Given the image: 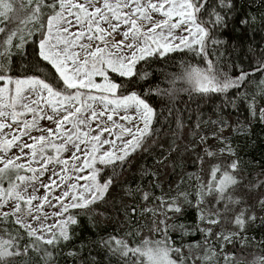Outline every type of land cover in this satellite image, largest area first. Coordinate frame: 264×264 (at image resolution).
<instances>
[{
  "label": "snow or ice",
  "instance_id": "snow-or-ice-1",
  "mask_svg": "<svg viewBox=\"0 0 264 264\" xmlns=\"http://www.w3.org/2000/svg\"><path fill=\"white\" fill-rule=\"evenodd\" d=\"M233 22L264 25V0H0V264H99L84 241L65 251L80 217L98 214L94 205L131 158L148 153L165 129L175 152L193 119L185 148H199L195 163L202 170L209 162L208 179L185 173L165 192L158 174L142 168L147 186L124 188L140 201L126 210L129 231L99 244L117 264H264V254L248 262L236 251L250 244L248 229L264 225V194L253 204L234 196L245 176L229 134H246L252 120L264 124V46L247 48L250 71H224L229 53L217 33ZM186 51L203 65L186 63L168 88L134 90L150 77V59ZM180 93L218 98L215 118L177 108ZM153 96L172 103L157 109ZM241 107L251 119H240ZM254 179L245 188L264 190V179ZM137 216L150 217L156 238L130 242L141 235Z\"/></svg>",
  "mask_w": 264,
  "mask_h": 264
},
{
  "label": "trees",
  "instance_id": "trees-1",
  "mask_svg": "<svg viewBox=\"0 0 264 264\" xmlns=\"http://www.w3.org/2000/svg\"><path fill=\"white\" fill-rule=\"evenodd\" d=\"M244 0H241V5ZM217 36L226 41L224 49L229 53L226 61L222 60L221 63H227L229 67H224V71L229 72L231 75H238L239 69L237 65L243 68L245 71L251 70L253 57L247 52V48L264 46V25L257 23L252 28L247 30L241 28L236 23H230L227 29H224L217 33ZM33 50L32 45L26 46V52L31 53ZM32 57L26 55L24 57L17 56L14 58V63H25ZM144 62H141L143 64ZM186 63L203 65V60L199 56L193 55L191 52H174L161 59H150L148 64L145 65V70L151 73L150 77L146 81L139 82L135 89L136 91H143L146 87L168 88L169 82L175 76H179L183 73ZM138 69L140 65H137ZM259 78V74H257ZM177 88L189 87L184 82L178 81ZM252 85L249 86V91L253 90ZM149 102L156 107L167 108L172 103L167 97H151ZM219 103V99L213 97L211 99L207 97H201L196 93H192L191 97L187 93H180L177 96L176 107L180 109L190 110L193 118L200 116L203 119L209 117L215 118L214 111L216 105ZM245 117H248L247 111L241 107L240 119L243 121ZM231 120L236 119V114L233 113L230 117ZM251 119V117H248ZM187 122L183 136L181 140H177L176 143L179 148L172 151V131L171 129H165L164 134L158 139L155 145H152L148 153L140 152L132 157V163L128 169L121 175L118 182L110 190L106 199L96 205H94L98 214L90 216H81L80 223L76 231L78 236L75 240L71 241L68 247H75L85 242V255L90 250L92 257H95L99 264H117L115 258L106 255V250L102 249L99 242L101 238L109 235L123 236L129 231V222L126 221V210L135 204H139V197H135L133 200L130 197L124 195V188L126 185L135 187L137 183H144L147 186V180L141 176V169L148 167L152 171L156 172L159 177V182L162 185L163 191H168L169 185H175L180 180L181 176L185 173H199L207 180L209 172V162L203 165L201 170L200 166L195 163L196 156L199 153V148L192 151L191 148H185V145H191L193 138L190 136L192 130V123ZM174 127V125H173ZM205 131H212L211 127L205 129ZM233 139V144L238 147L239 155L242 159L243 175L245 176L244 184L238 186L234 191V196L242 197L248 204H253L256 197L260 194H264V190L249 192L244 185L248 183H255V177L264 179V124H261L257 120H252V126L246 134L237 135L229 129ZM212 143V141H209ZM164 157H167L165 160ZM163 160V164L158 161ZM161 189H156V194H160ZM260 213H258L259 215ZM196 213L194 210H189V215L186 218L188 221L195 220ZM139 221L138 227L141 230L139 237L130 239L132 244H138L142 239L152 237L155 235L149 232L151 225L150 217H136ZM247 236L250 238V244L246 247H237L238 254H243L246 261L250 262L255 255L264 254V225L257 222L247 231ZM173 240L178 243L187 242L189 237H183V241L178 233H172ZM199 239V237H196ZM91 259V257H88ZM61 264H73L71 259L61 260Z\"/></svg>",
  "mask_w": 264,
  "mask_h": 264
},
{
  "label": "rangeland",
  "instance_id": "rangeland-1",
  "mask_svg": "<svg viewBox=\"0 0 264 264\" xmlns=\"http://www.w3.org/2000/svg\"><path fill=\"white\" fill-rule=\"evenodd\" d=\"M45 179H47V177H45Z\"/></svg>",
  "mask_w": 264,
  "mask_h": 264
}]
</instances>
